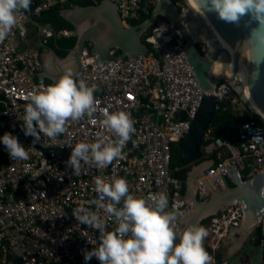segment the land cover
I'll return each instance as SVG.
<instances>
[{
	"label": "built area",
	"instance_id": "2783aa9c",
	"mask_svg": "<svg viewBox=\"0 0 264 264\" xmlns=\"http://www.w3.org/2000/svg\"><path fill=\"white\" fill-rule=\"evenodd\" d=\"M71 1L41 0L32 16L21 11L17 25L0 42V136L5 132L16 136L29 154L27 161L12 160L0 143V264H99L95 257L89 261L83 258L85 251L98 246L99 231L81 224L72 215L80 206L90 207L97 211L109 231L116 228L112 216L89 203L98 199L94 191L96 177L109 181L124 178L129 192L144 198L165 193L166 211L175 209L179 213L177 231L181 217L189 209L182 199V182L173 175L181 168L171 169L170 163L173 148L179 146L189 131L204 92L184 55L182 33L164 17L159 16L143 37L150 49L148 54L99 63L97 56L83 52L85 69L77 81L95 87L97 111L93 118L68 121L66 131L56 139L41 133L40 141L33 143L34 138L24 134L28 95L50 85L38 81L42 71L40 52L21 50L28 42L31 17H40L43 12L64 7ZM110 1L116 5L123 25L128 27L148 17L159 0ZM180 5L175 4L182 11ZM161 26L167 30L160 34ZM198 49L201 53L206 51L204 44H199ZM109 55L115 58L117 52L111 50ZM211 95L216 99L217 109L220 104H228L234 114L247 118L227 140L212 138L210 131L206 132L200 161L212 159L214 164L198 180L201 196H206L202 181L224 188L222 180L230 176L231 165L236 166L244 180L264 172V120L251 114L224 81ZM106 110L125 111L133 119L136 131L123 149L125 156L107 168L82 162L77 174L66 166L71 153L69 145L94 142L98 134L117 139L100 126ZM242 215L243 207L233 205L203 225L208 233L204 244L211 251L212 264H229L221 258V252L230 228L240 225ZM255 228L259 233L257 245L264 249V211Z\"/></svg>",
	"mask_w": 264,
	"mask_h": 264
},
{
	"label": "water",
	"instance_id": "95a60500",
	"mask_svg": "<svg viewBox=\"0 0 264 264\" xmlns=\"http://www.w3.org/2000/svg\"><path fill=\"white\" fill-rule=\"evenodd\" d=\"M192 1L212 27H208L204 20L195 15L186 0V9L182 11L171 0H159L144 21L128 27L123 25L116 5L110 0L85 7L63 9L60 15L73 25L74 31L57 34L50 26L48 30L54 34L53 38L56 40L76 37V46L65 58H61L52 47L40 40L36 44L42 67L38 81L51 85L69 68L77 80L85 69L84 51L97 56L99 63L150 53L143 37L159 16L179 29L185 39L184 55L187 63L199 88L204 92L199 108L190 121L189 131L182 138L177 150V159L181 166L193 164L182 181V199L189 205V209L180 219V230L192 224L201 225L231 206L240 205L243 207L242 221L238 227L230 228L221 258L229 264H263L264 249L257 245L259 233L255 225L264 211V172L244 180L236 166L231 165L230 176L222 180L223 189L202 181L206 190L203 200H199L198 180L214 164L212 159L200 161L201 146L217 111V102L211 93L221 81L232 88L251 114L256 116L260 113L259 116L264 120V45L251 34V30L257 28V25L248 17L243 18L239 25L224 23L208 11L207 0ZM26 12L32 16L33 10L29 7ZM31 24L39 30L40 36L47 38L43 34V25L32 17ZM213 31L218 37H215ZM261 31L264 33V30ZM218 39L234 51L233 62L232 55ZM201 43L206 47L204 53L198 49ZM111 50L117 52L115 58L109 55ZM220 58L222 62L219 73L213 74V68ZM240 70L246 79V88L237 82ZM248 96L253 104L249 102ZM181 114L184 120L185 113Z\"/></svg>",
	"mask_w": 264,
	"mask_h": 264
},
{
	"label": "clouds",
	"instance_id": "9594fccd",
	"mask_svg": "<svg viewBox=\"0 0 264 264\" xmlns=\"http://www.w3.org/2000/svg\"><path fill=\"white\" fill-rule=\"evenodd\" d=\"M30 4L31 0H0V42L17 25V15L27 11ZM207 6L208 11L224 23L239 25L248 17L257 25L251 34L264 45L261 31L264 30V0H207ZM161 28L160 34L167 30L166 26ZM48 33L51 32L47 29V38L54 37L53 33L51 36ZM94 91V86L75 80L73 71L67 69L53 84L37 88L28 95L29 102L24 106V134L33 137V143L40 141L41 133L56 139L66 131L68 121H78L85 116L93 118L97 111ZM100 126L117 139L113 141L98 134L94 142L69 145L71 153L66 166L77 174L82 162L107 168L114 160L123 159V149L136 131L130 113L125 111L106 110ZM0 143L12 160L29 159L27 150L11 133L0 136ZM94 191L98 199L89 203L112 216L117 226L109 231L97 211L90 207L80 206L73 210L76 220L100 234L98 246L84 252L85 261L95 257L99 264H212L213 258L204 248L207 230L192 224L177 231L179 213L175 209L166 211L168 197L165 193H155L148 198L136 196L129 192L126 179L109 181L102 177L95 178Z\"/></svg>",
	"mask_w": 264,
	"mask_h": 264
},
{
	"label": "trees",
	"instance_id": "16d2710c",
	"mask_svg": "<svg viewBox=\"0 0 264 264\" xmlns=\"http://www.w3.org/2000/svg\"><path fill=\"white\" fill-rule=\"evenodd\" d=\"M103 0H99V3ZM174 4L183 3L184 0H171ZM41 0H31L30 8L35 10L37 6H39ZM98 3V4H99ZM95 5L93 2L87 0H72L69 4L64 7L57 6L53 7L48 11H45L41 14L40 17H34L35 21L39 24L46 26L50 25L55 28L57 32H62L63 30L74 31V27L72 24L67 22L63 17H61L60 13L63 9L70 7H85ZM146 17H143L140 22H132L130 25H138L142 21H144ZM32 25V24H30ZM77 38L76 37H68V38H59L52 39L50 42V46L56 51V53L61 58H65L68 55V52L76 46ZM89 47V46H88ZM247 118L246 115L238 116L234 114L233 109L228 104H220L215 113L213 121L209 127L210 135L212 138H220L223 140H227L232 138L235 135V130L240 124V122L244 121ZM204 141H202V144ZM193 165V164H192ZM171 169L181 168V171L174 173V177L177 179L184 181L186 172L189 170L190 166H181L177 159V148H173V158L170 163ZM183 193V192H182ZM206 196H199V200H203ZM208 220L204 221L200 226H203ZM205 250L210 254L211 251L204 244Z\"/></svg>",
	"mask_w": 264,
	"mask_h": 264
},
{
	"label": "bare ground",
	"instance_id": "6f19581e",
	"mask_svg": "<svg viewBox=\"0 0 264 264\" xmlns=\"http://www.w3.org/2000/svg\"><path fill=\"white\" fill-rule=\"evenodd\" d=\"M187 1V3L190 5V8L193 10V12L195 13V15L196 16H199L202 20H204V22H206V24H207V26L208 27H212L211 25H210V23H209V21L205 18V16L202 14V12L197 8V6L194 4V2L192 1V0H186ZM192 24V23H191ZM211 30H213V28H211ZM214 33V35H215V37H218L217 36V34H216V32L215 31H213ZM197 34H199V31H197L196 32ZM219 40V42H220V44L222 45V46H224V48H226L229 52H230V54L232 55V62H233V57H234V51L230 48V47H228L222 40H220V39H218ZM201 44H203V43H201ZM221 62H222V59L220 58L218 61H217V63L215 64V66H214V68H213V74L215 73V74H217V73H219V70H220V66H221ZM237 82H239L240 84H241V86H243L244 88H246V79L244 78V76L242 75V73H241V70L239 71V73H238V75H237ZM246 91H247V89H246ZM248 100H249V102L251 103V104H253L252 103V101H251V99L249 98V96H248ZM259 115H261L260 113H258ZM178 149V148H177Z\"/></svg>",
	"mask_w": 264,
	"mask_h": 264
},
{
	"label": "rangeland",
	"instance_id": "374dc122",
	"mask_svg": "<svg viewBox=\"0 0 264 264\" xmlns=\"http://www.w3.org/2000/svg\"><path fill=\"white\" fill-rule=\"evenodd\" d=\"M176 4H179V3H176ZM180 4H182L180 6L183 7V10H185L186 9V6L184 5V3H180ZM36 33H37V30H36L35 26L30 25L29 26V38H28V42H27V44L22 45L21 50H23V51L24 50H27V49L37 50V47L35 45V34ZM176 148H178V147H176ZM191 166H193V165H190V167ZM247 173H248V171L245 170L244 174H247ZM229 184L232 185L231 183H229ZM198 196H200V194Z\"/></svg>",
	"mask_w": 264,
	"mask_h": 264
},
{
	"label": "flooded vegetation",
	"instance_id": "af4514ba",
	"mask_svg": "<svg viewBox=\"0 0 264 264\" xmlns=\"http://www.w3.org/2000/svg\"><path fill=\"white\" fill-rule=\"evenodd\" d=\"M50 25H46V26H44V29H43V34H45L46 33V30L48 29V27H49ZM50 27H52V26H50ZM36 28V27H35ZM52 28H54V27H52ZM55 29V28H54ZM36 30H37V33L35 34V45L36 44H38L39 42H40V40H42L44 43H46V45H48V46H50V42H51V40L52 39H54V38H45L44 37V35H41L40 36V33H39V30L36 28ZM64 31H68V30H63L62 32H64ZM57 32V31H56ZM57 33H60V32H57ZM45 36H46V34H45ZM55 40V39H54ZM51 47V46H50Z\"/></svg>",
	"mask_w": 264,
	"mask_h": 264
}]
</instances>
